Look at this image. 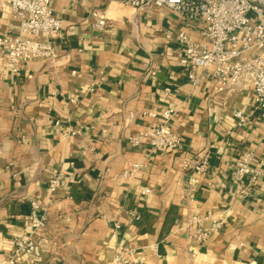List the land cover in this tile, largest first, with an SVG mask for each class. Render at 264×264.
Returning <instances> with one entry per match:
<instances>
[{
    "label": "crops",
    "instance_id": "0c3cea01",
    "mask_svg": "<svg viewBox=\"0 0 264 264\" xmlns=\"http://www.w3.org/2000/svg\"><path fill=\"white\" fill-rule=\"evenodd\" d=\"M51 8L62 20L57 62L34 58L13 74L0 52V264L28 237L34 249L19 264H108L126 244L139 264H264V171L245 194L231 176L247 151L264 169V120L251 85L191 84L174 36L199 38L200 28L169 8L136 10L124 0H51ZM2 34L19 35V26L0 9ZM166 108L182 150L132 144L159 121L147 113ZM207 151L209 168L193 182L181 162ZM133 164L141 166L122 180ZM59 171L46 226L32 235L29 202L45 203ZM208 213L226 222L200 243L190 235L210 220L189 217Z\"/></svg>",
    "mask_w": 264,
    "mask_h": 264
},
{
    "label": "built area",
    "instance_id": "2783aa9c",
    "mask_svg": "<svg viewBox=\"0 0 264 264\" xmlns=\"http://www.w3.org/2000/svg\"><path fill=\"white\" fill-rule=\"evenodd\" d=\"M124 4L136 10L150 6L166 7L184 18L192 26H199V38H193L186 31L175 33L180 46L179 62L187 67L189 82L196 85L201 78L212 82L219 91L226 88H239L245 82L251 85L255 105L261 110L264 120V0H124ZM0 9L7 10L18 21L19 35H0V52L4 66L13 74L20 71L21 64L34 58H47L58 61V53L53 39L62 29V20L54 14L51 0H0ZM95 26L106 24L99 13H93ZM165 35L172 37L171 30ZM155 125L148 126L137 136L130 138L134 145L147 143L151 151H180L183 147L181 136L172 128L173 110L164 109ZM234 115L240 124L244 121L241 111ZM252 152H245L235 163L231 172L235 192L245 194L256 187L263 175L262 163L253 164ZM210 153H199L184 159L181 168L190 173V179L204 174L209 168ZM133 164L123 170L122 180L132 177L140 168ZM64 173L57 172L50 178L47 186V198L44 204L30 200L28 215L31 234H39L48 220V206L56 196ZM148 191L147 188L144 192ZM210 220L208 229L197 228L191 237L204 243L214 232L222 228L225 216L190 215L189 223ZM176 228L180 224L176 222ZM118 228V226H116ZM34 240L28 237L17 240L14 251L1 264H19L23 255L31 254ZM136 248L130 244L120 246L113 253L108 264H139Z\"/></svg>",
    "mask_w": 264,
    "mask_h": 264
}]
</instances>
